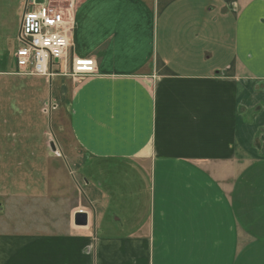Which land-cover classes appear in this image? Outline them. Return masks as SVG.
<instances>
[{
    "label": "crops",
    "instance_id": "1",
    "mask_svg": "<svg viewBox=\"0 0 264 264\" xmlns=\"http://www.w3.org/2000/svg\"><path fill=\"white\" fill-rule=\"evenodd\" d=\"M6 8L3 33L22 14ZM74 22L69 52L97 72L47 89L68 90L89 263L264 264V0H80ZM47 171L39 192L0 196L50 197ZM72 247L7 228L0 264H74Z\"/></svg>",
    "mask_w": 264,
    "mask_h": 264
},
{
    "label": "rangeland",
    "instance_id": "2",
    "mask_svg": "<svg viewBox=\"0 0 264 264\" xmlns=\"http://www.w3.org/2000/svg\"><path fill=\"white\" fill-rule=\"evenodd\" d=\"M3 1L7 7L6 17L9 14L10 17L14 16L18 10L20 13L23 11V0ZM51 2L62 9L65 19L71 17L73 29L80 0ZM12 23L8 24L6 33L0 26V194L22 193L28 190V185L32 187L31 190L39 192V181L43 179L41 174L46 168L49 169L46 175L49 173L51 192L50 197L42 199L29 196L24 199H6L0 196V231L9 228L26 233L70 235L74 264H84L85 259L90 264L89 259L93 258L94 248H97L96 238L88 228L75 226L71 220L74 211H87L90 217L95 214L92 212L94 208L84 201V182L81 178L84 172H81L80 152L61 115L68 90L62 99L61 90L52 91L56 83L52 84L51 92L48 91L52 78L59 74L46 80L47 91H42L44 81L40 78H18L3 74L15 70L14 54L20 23L17 20L14 27ZM222 45L229 46V39L222 40ZM96 72L95 62V72L90 75ZM71 79L74 83L83 80ZM67 84L70 82L67 81ZM49 103L53 109L47 107ZM60 169H63L62 172L57 171ZM2 218L5 224L1 222Z\"/></svg>",
    "mask_w": 264,
    "mask_h": 264
},
{
    "label": "built area",
    "instance_id": "3",
    "mask_svg": "<svg viewBox=\"0 0 264 264\" xmlns=\"http://www.w3.org/2000/svg\"><path fill=\"white\" fill-rule=\"evenodd\" d=\"M44 1L23 0L14 54L16 73L46 80L55 74L79 80L94 73L93 59L69 52L71 17L65 19L61 8Z\"/></svg>",
    "mask_w": 264,
    "mask_h": 264
},
{
    "label": "water",
    "instance_id": "4",
    "mask_svg": "<svg viewBox=\"0 0 264 264\" xmlns=\"http://www.w3.org/2000/svg\"><path fill=\"white\" fill-rule=\"evenodd\" d=\"M36 2H40V0H36ZM51 147L54 149V145L53 143L51 144ZM88 222V217H87V213L84 211H76L73 214V224L75 226H85L87 225Z\"/></svg>",
    "mask_w": 264,
    "mask_h": 264
},
{
    "label": "bare ground",
    "instance_id": "5",
    "mask_svg": "<svg viewBox=\"0 0 264 264\" xmlns=\"http://www.w3.org/2000/svg\"><path fill=\"white\" fill-rule=\"evenodd\" d=\"M16 64V63H15Z\"/></svg>",
    "mask_w": 264,
    "mask_h": 264
}]
</instances>
